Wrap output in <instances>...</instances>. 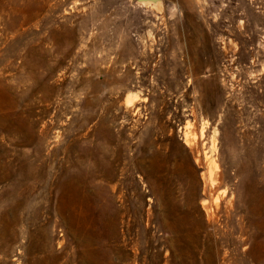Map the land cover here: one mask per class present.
Segmentation results:
<instances>
[{
  "label": "rangeland",
  "instance_id": "1",
  "mask_svg": "<svg viewBox=\"0 0 264 264\" xmlns=\"http://www.w3.org/2000/svg\"><path fill=\"white\" fill-rule=\"evenodd\" d=\"M0 264H264V0H0Z\"/></svg>",
  "mask_w": 264,
  "mask_h": 264
},
{
  "label": "water",
  "instance_id": "2",
  "mask_svg": "<svg viewBox=\"0 0 264 264\" xmlns=\"http://www.w3.org/2000/svg\"><path fill=\"white\" fill-rule=\"evenodd\" d=\"M139 2H145V3H147V2H150V3H155V2H157V0H138Z\"/></svg>",
  "mask_w": 264,
  "mask_h": 264
},
{
  "label": "bare ground",
  "instance_id": "3",
  "mask_svg": "<svg viewBox=\"0 0 264 264\" xmlns=\"http://www.w3.org/2000/svg\"><path fill=\"white\" fill-rule=\"evenodd\" d=\"M156 3V2H155ZM128 103V102H127ZM130 103V102H129ZM132 105V104H131ZM190 139V138H189Z\"/></svg>",
  "mask_w": 264,
  "mask_h": 264
}]
</instances>
